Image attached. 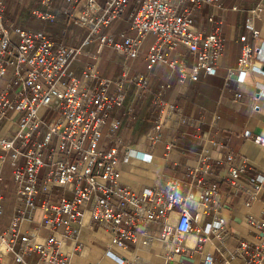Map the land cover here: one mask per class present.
Wrapping results in <instances>:
<instances>
[{"label": "crops", "instance_id": "obj_1", "mask_svg": "<svg viewBox=\"0 0 264 264\" xmlns=\"http://www.w3.org/2000/svg\"><path fill=\"white\" fill-rule=\"evenodd\" d=\"M98 1L101 4L103 0ZM53 3V6H47L42 0H4V20L10 26L39 30L57 43L80 48L71 69L82 79L86 89L97 88L98 82L106 79L112 82L107 88L110 94L115 92L114 82L123 81V104L112 109L103 127V147L114 145L119 151L116 167L120 171L121 185L137 193L149 187L164 192L167 180L178 178L182 185L177 193L184 197L190 190L194 196L187 204L194 230L180 235L181 250L172 252L169 259H166L167 249L161 240V223L138 226V240H127L126 246L122 247L111 244L109 228L95 223L89 211L82 214L80 223L73 225L75 238L63 241L59 253L68 264H202L207 255L213 257L214 264L264 261V229L258 226L264 222V144L254 140L255 137L264 139V0L186 2L185 8L193 19L194 29L204 35L219 29L223 44L215 57L214 73L199 71L196 81L188 77L193 58L182 44L168 49L165 62L150 68L147 51L151 38L142 44L135 57H129L110 46L97 52L94 42L83 46L87 29L74 23L73 26L67 24L69 29L60 26L55 30L46 25L45 29L30 28L34 10L51 13L52 20L37 19L52 25L55 18L68 17L63 9L71 7L65 0L60 8ZM68 18L70 23L72 19ZM247 20L259 31L258 39L251 37ZM109 31H125L127 35L135 36L125 17L113 22ZM242 35L246 36L247 44L258 50V58L253 64L261 71H247L243 81L238 82L236 72L230 69L237 66ZM172 61L176 64L172 65ZM178 63L185 72L183 76L178 71ZM90 69L94 70L96 78L85 77L84 73ZM157 123L161 124L160 139L152 143L148 137ZM126 146L132 148V152L124 161ZM144 153L150 157L142 158ZM201 153L205 155V166L203 164L193 177V170L200 167ZM1 156H4L3 161ZM7 160L14 167L8 154L0 150L2 176ZM242 164L245 169L237 179L240 186L253 188L258 183L257 177L262 180V187L248 204L245 193L235 192L227 182L229 169ZM204 186L214 189L207 203L198 200ZM63 195L71 197L70 192L53 188V199ZM44 198L46 195L39 192L38 206ZM21 206L22 201L16 195L9 223L1 232L9 227ZM178 212L176 205L169 213L167 223L170 227L176 225ZM40 215L37 207L33 222L22 221L20 224L21 230L35 235L32 242L42 243L48 234L46 228L38 226ZM207 224L220 226L208 234L201 230L196 232L197 228L203 229ZM24 259L28 264H37V255L33 253ZM0 264L20 263H16L13 255L0 245Z\"/></svg>", "mask_w": 264, "mask_h": 264}, {"label": "built area", "instance_id": "obj_2", "mask_svg": "<svg viewBox=\"0 0 264 264\" xmlns=\"http://www.w3.org/2000/svg\"><path fill=\"white\" fill-rule=\"evenodd\" d=\"M199 1L217 3L219 0H65L71 8L63 13L72 22L87 29L83 46L96 43L97 52L104 46L114 51L135 57L142 44L151 38L147 60L149 67L165 62L166 51L177 44L184 45L191 53L193 65L188 74L196 81L199 71L213 74L215 57L223 44L219 29L204 35L193 27V19L186 10V2ZM50 6L53 0H42ZM4 0H0V150L7 153L14 163L12 178L15 193L22 206L12 218L9 227L0 233V245L13 255L16 263L28 264L24 257L30 253L37 255V264H68L59 253L60 245L67 239L75 238L74 224L80 223L82 214L89 211L92 220L99 225H107L111 244L125 247L126 241H137L138 226L159 222L163 225L161 240L167 249L166 259L172 252L181 250L180 235L194 230L193 217L187 204L194 200L188 190L184 197L177 191L182 180L170 178L165 191L155 188L135 192L121 185L120 171L116 167L118 148L103 147V127L109 120L112 109L121 107L124 101L123 81L114 82L115 92L108 93L109 80L102 79L98 87L86 89L82 79L71 69L80 48L66 46L50 39L39 30L10 26L4 20ZM36 18L53 19L49 12L34 10ZM127 18L135 36L125 31H109L112 23ZM247 29L253 39L259 38V31L247 20ZM242 42L236 72V80L242 82L247 71H261L253 64L258 58V50ZM172 65L176 61L171 62ZM180 75L185 72L178 63ZM85 77L96 78L94 70L84 73ZM143 77L139 80H142ZM161 124L154 125L148 140L160 139ZM249 136V133H245ZM254 140L264 144V139ZM126 146L123 160L131 154ZM144 153L142 158H149ZM230 158V157H229ZM4 160V156H1ZM231 160V159H230ZM205 166V155L198 160ZM45 176L39 186L40 171ZM245 169V164L229 169L227 182L235 192L246 195V204L256 197L262 187V180L253 188L242 187L237 179ZM3 176L0 172V183ZM201 182L199 179L196 181ZM62 188L71 197L53 199V188ZM39 192L46 195L39 206L36 203ZM212 187H203L198 200L209 202ZM2 192L0 187V209ZM179 206L178 219L174 227L167 223L168 215ZM41 211L38 226L47 229L44 242H32L34 234L21 230L22 221L33 222V212ZM220 224H207L203 229L208 234ZM264 229V222L258 224ZM185 264V263H181ZM202 264H214L213 257L207 255ZM255 264H264L257 259Z\"/></svg>", "mask_w": 264, "mask_h": 264}, {"label": "rangeland", "instance_id": "obj_3", "mask_svg": "<svg viewBox=\"0 0 264 264\" xmlns=\"http://www.w3.org/2000/svg\"><path fill=\"white\" fill-rule=\"evenodd\" d=\"M36 1L37 0H34V2H36ZM56 1H57V4L55 3ZM62 2H63V0H55L53 4L56 8H60V5L62 4ZM55 11H58V10H55ZM32 18L33 19L31 21H29V25L31 26L30 28H33V29H45V27H44L45 25L52 27L55 30H57V29L59 30L61 27H63V28L66 27L68 29L70 28L67 24H63V25L62 24H53L52 25L50 22H46V21L44 22V21H41L35 17H32ZM72 23H73L72 20L70 21V23L68 22V24H70V26H72ZM39 27H41V28H39ZM68 29H67V33H69ZM85 32L87 33V30H85L84 33ZM75 45L78 46V43ZM117 133H118V131H117ZM133 139L134 138H131L132 141H133ZM8 160L5 162L6 164H5L4 172H3V180L0 183L1 191L3 193V200L1 201V209H0V232L3 229H5V227L9 223L11 213H12V209H13V206L15 203V197H16L15 185H14L13 178H12V170L14 167H11L10 163H8ZM44 176H45V170L42 169L39 173L40 180H42L44 178Z\"/></svg>", "mask_w": 264, "mask_h": 264}, {"label": "trees", "instance_id": "obj_4", "mask_svg": "<svg viewBox=\"0 0 264 264\" xmlns=\"http://www.w3.org/2000/svg\"><path fill=\"white\" fill-rule=\"evenodd\" d=\"M25 11L28 13V17H29L30 16L29 10L26 8ZM68 22H69V18L68 17H64L63 15H61V17L55 18V20H54V24H56V23H58V24H68ZM72 26H73V24H72Z\"/></svg>", "mask_w": 264, "mask_h": 264}]
</instances>
